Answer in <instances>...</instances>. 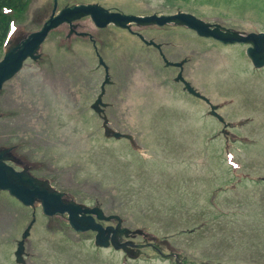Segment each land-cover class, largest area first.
<instances>
[{
    "label": "rangeland",
    "instance_id": "374dc122",
    "mask_svg": "<svg viewBox=\"0 0 264 264\" xmlns=\"http://www.w3.org/2000/svg\"><path fill=\"white\" fill-rule=\"evenodd\" d=\"M96 1L130 13L182 9L243 30L264 29V0H59L58 9ZM53 7V0H32L17 30L39 29ZM77 23L93 33L111 67L112 126L135 133L152 160L103 134L90 104L105 71L90 38L70 34L66 23L51 32L41 58L27 60L1 91L0 146L18 145L15 153L38 161L33 171L57 188L90 205L98 201L107 214H121L141 245L126 264H264V182H239L229 174L227 146L224 138L213 140L220 126L208 107L189 99L173 81L175 68H167L134 32L177 42L169 57L192 55L186 75L205 93L216 100L236 97L228 116L247 124L238 127L239 139L229 149L239 171L258 174H264V68L252 69L241 56L243 46L198 37L180 25L134 23L131 32L99 28L90 17ZM220 183L232 185L215 191ZM39 215L27 240L29 264H121L124 252L97 247L93 232H76L64 215L47 216L37 207ZM32 217V207L0 191V264L16 263V239ZM137 228L156 234L152 243L159 249Z\"/></svg>",
    "mask_w": 264,
    "mask_h": 264
},
{
    "label": "water",
    "instance_id": "95a60500",
    "mask_svg": "<svg viewBox=\"0 0 264 264\" xmlns=\"http://www.w3.org/2000/svg\"><path fill=\"white\" fill-rule=\"evenodd\" d=\"M57 7V2H56ZM56 10V8H55ZM54 10V11H55ZM91 15L99 26H106L111 21L126 26L130 21H138L139 23L158 22L164 24L168 21L176 20L184 22L196 28L200 34L213 35L225 42L250 41L254 45L249 47L248 54L253 58L257 66L264 65V34L250 33L244 36L238 32H224L218 27L211 29L208 23L200 19H196L185 13H178L169 16H135L126 15L119 12H110L108 9L99 4H80L67 6L62 11L55 13L45 22L41 30L31 33L20 43L9 48L4 59L0 61V89L5 80L13 76L22 66L23 61L28 56L37 58V51L46 38L51 29L57 27L61 23L67 21L73 26V20L84 15ZM74 31V28L72 29ZM263 38V41H262ZM6 150L0 151V187L8 188L13 194L22 199L26 204H33L37 198L43 201L44 210L49 214L57 212H70V220L72 224L81 230L94 228L100 233L97 235V243L108 244V240L104 236L105 229L103 226L94 223L91 219L76 218L75 212L79 213L80 208L72 203H65L62 200V193L53 191L47 182L39 180L31 176L27 172H17L11 166L4 162ZM80 222V223H79ZM115 245L116 242L114 240Z\"/></svg>",
    "mask_w": 264,
    "mask_h": 264
},
{
    "label": "trees",
    "instance_id": "16d2710c",
    "mask_svg": "<svg viewBox=\"0 0 264 264\" xmlns=\"http://www.w3.org/2000/svg\"><path fill=\"white\" fill-rule=\"evenodd\" d=\"M30 0H0V47L2 46L11 20V14L5 12V8L11 11L23 12Z\"/></svg>",
    "mask_w": 264,
    "mask_h": 264
}]
</instances>
